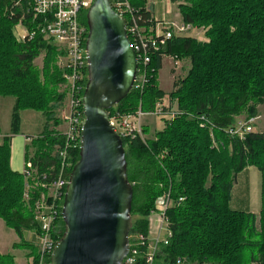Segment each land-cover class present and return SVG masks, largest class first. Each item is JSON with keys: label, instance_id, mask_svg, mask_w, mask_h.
<instances>
[{"label": "trees", "instance_id": "obj_1", "mask_svg": "<svg viewBox=\"0 0 264 264\" xmlns=\"http://www.w3.org/2000/svg\"><path fill=\"white\" fill-rule=\"evenodd\" d=\"M187 23L208 26L207 42L175 37L165 54L191 59V69L170 93L177 109L191 112L166 119L155 138L123 139L128 178L133 185L131 232L147 233L148 216L163 193L171 188L174 206L169 211L173 237L156 258V264H264V133L250 132L245 138L227 133L242 116L257 114L264 103V0H173ZM147 8V0L132 1ZM13 0H0V97H12L11 133L18 134L21 113L44 114L43 131L31 139V158L39 174L57 169V110L66 94L58 92L64 70L57 66L62 54L50 39L38 33L17 41L13 28L22 20ZM151 15L150 11L146 13ZM82 21L88 26L87 12ZM31 28L28 20H23ZM45 53L43 66L35 60ZM163 56H154L150 79L143 92L132 90L115 114L154 111L166 93L158 84ZM88 82V70L84 85ZM60 105V106H59ZM199 120V121H198ZM148 133L147 128H143ZM213 140L217 146L213 145ZM12 135L0 144V219L21 238L17 246L35 247L22 239L24 230H36L35 199L43 189L23 199L25 180L11 167ZM29 146V145H28ZM75 152L73 165L79 160ZM256 166L262 174V207L259 214L231 207L237 175ZM180 198H184L180 201ZM59 240L65 223L60 219ZM36 248V247H35ZM37 257V250L27 254ZM0 264H16L14 255L0 254Z\"/></svg>", "mask_w": 264, "mask_h": 264}, {"label": "built area", "instance_id": "obj_2", "mask_svg": "<svg viewBox=\"0 0 264 264\" xmlns=\"http://www.w3.org/2000/svg\"><path fill=\"white\" fill-rule=\"evenodd\" d=\"M113 9L126 21L128 36L137 57V76L133 85L135 91L143 92L149 82L150 65L154 56H165L170 42L175 37H193L190 34L193 25L185 21L176 22L166 18L157 19L147 16L144 10L133 4L132 0H110ZM95 0H13L14 7L21 8L23 34L20 41L31 40L40 33L53 41L61 51L58 65L64 70L61 86L66 94L59 111L61 124L56 128L59 140L56 148L58 166L51 171L40 173L31 158L27 159L22 172L25 180L23 199L29 202L33 193L43 191L35 199L34 223L35 247L37 257L28 264H52L51 256L58 242L62 208L73 168L75 152L81 148L82 122L84 119L83 96L88 70L87 38L89 27L82 21L83 12H88ZM28 20L31 28L24 25ZM160 104L151 112H144L141 107L135 112L115 114L110 117L111 124L122 139L140 137L144 140V119L147 115L167 114ZM254 118H237L236 123L228 128L227 133L244 138L253 132ZM5 135L0 132V144ZM213 145L217 142L213 140ZM184 198H180L182 201ZM174 206L171 188L163 193L148 216L147 233L130 232V249L121 264H156V258L164 246L170 244L173 230L169 211Z\"/></svg>", "mask_w": 264, "mask_h": 264}, {"label": "water", "instance_id": "obj_3", "mask_svg": "<svg viewBox=\"0 0 264 264\" xmlns=\"http://www.w3.org/2000/svg\"><path fill=\"white\" fill-rule=\"evenodd\" d=\"M87 22L88 82L80 157L66 188L65 230L53 250L52 264H121L129 253L134 224L126 151L109 110L133 89L136 52L126 21L110 0H95Z\"/></svg>", "mask_w": 264, "mask_h": 264}, {"label": "rangeland", "instance_id": "obj_4", "mask_svg": "<svg viewBox=\"0 0 264 264\" xmlns=\"http://www.w3.org/2000/svg\"><path fill=\"white\" fill-rule=\"evenodd\" d=\"M147 1L150 4H154L156 15L160 17L165 15L167 17V20H170V21H176V22L184 21L180 15L178 1H173V0H147ZM193 27L194 28L192 32H190L189 34L193 36L192 38L198 41H201V42H207L210 40L208 36V30L210 29V27L205 26V25H202V26L193 25ZM13 32H14V36L16 37L17 41H20L19 37L23 34V26H21L18 23L13 28ZM44 56H45V53H42L35 60V64L39 68H42L43 66ZM58 61H59V58L57 60V66L59 67ZM191 66H192L191 59H189L188 57H186L185 59V58H181L176 55L167 54V53L163 57V67L158 73V84L161 87V89L166 93V95L161 100L158 101L157 105L160 104V108H164L166 112H170L172 115H167V114L166 115L165 114L147 115L144 119V128L148 129V133H144V141L155 138V133L164 128V125H165L164 122L166 119H170V118L173 119L174 117L180 116L183 114H186L191 119H199L201 126H204L203 124H205V122L201 119V117L198 118L195 114L191 112L184 113L182 111H179L176 108L177 107L176 101H174L173 103L172 98L170 97V93L173 90L177 89L178 84L182 80H184L185 77H187L189 70L191 69ZM61 84L62 82L58 86V92L60 94L64 92ZM12 101H13V98L8 100L7 104H10L11 106ZM60 107L58 108L57 113H56L58 117L61 116L62 114V112L59 111ZM11 118L12 116H11L10 110L7 112H3L2 116H0V119L2 121V129H3V133L2 132L1 133L5 136L7 135V131L10 126ZM241 118L246 119L243 116ZM252 118H254V122H253L254 131L253 132H260V133L263 132L264 133V103L258 105L257 114L254 115ZM45 120L46 119L43 113L27 110L24 113H22V123L23 124L21 128V132H23L24 134H31V135L37 136L39 135L40 131H42V127H43ZM55 127L59 128V125ZM35 136H33V139H35ZM20 140L21 139H18V141H16L15 139V143L20 142ZM32 152H33V145L30 143L28 146V155H31ZM14 160H15V163H17V160L16 159ZM21 166H23V160H21ZM234 185H235V190L233 193V200L231 201V207L236 210L248 211V209H250V210H254L260 213L261 207H262V198H261L262 174L259 171V169L256 166H251L248 168V171H243L239 173ZM24 232H30V231L24 230ZM2 233H5V232H2ZM32 237L35 239L34 235H32ZM8 238L9 237L7 236V242H8ZM33 243L35 246V242ZM30 249L34 251L37 250L35 247H26V246H17V249H16L18 251V254L22 256V259H24L25 262H27V264L30 262V259H31L30 257L27 256Z\"/></svg>", "mask_w": 264, "mask_h": 264}, {"label": "crops", "instance_id": "obj_5", "mask_svg": "<svg viewBox=\"0 0 264 264\" xmlns=\"http://www.w3.org/2000/svg\"><path fill=\"white\" fill-rule=\"evenodd\" d=\"M147 9L150 11L151 15L154 18H157V19L166 18L167 19V17L165 15H163L162 17L156 15L154 4H150L148 1H147ZM11 98L12 97H0V116H2L3 112H7L9 110H10L11 116H12V110H13V106L15 103V99L13 98L12 103L10 102L12 104L11 106H10V104H7V101L10 100ZM24 112H22V113H24ZM22 113H21V126H20L19 133L15 134V135H13L11 133V121H10L9 129L7 131V135H12L11 167L14 171L19 172V173H22L24 170V167H25L24 164L27 161V158H26L27 148H28V145L31 143V139L33 138V136H35V135H31V134H24L23 132H21V128H22V124H23L22 123ZM45 125H46V120L43 124L42 131H43ZM42 131H40V133ZM0 132L3 133L1 119H0ZM15 139H16V141H18V139H21V140H20V142L15 143ZM19 158H20V160H19ZM14 159L17 160V163H15ZM21 160H23V166H21ZM248 168H246V170H243V171H248ZM237 177H238V175H237ZM234 190H235V185H234L233 190H232V200H233ZM248 211L253 212L255 214H259V212L254 211V210L248 209ZM0 230H1L0 231V254H2V255H7V254L14 255L16 264H27V262H25V260L22 259V256L20 254H18V251L16 250L17 244H19L21 242V238L16 233V231L14 229L8 227L6 225V223L4 222V220H2V219H0ZM8 231H10V232H8ZM29 231L30 232H23L22 239L34 242L35 239L32 237V235L35 236V230H33V231L29 230ZM2 232H5V233H2ZM7 236L9 237L8 242H7Z\"/></svg>", "mask_w": 264, "mask_h": 264}]
</instances>
